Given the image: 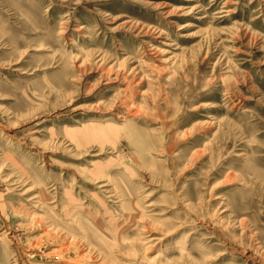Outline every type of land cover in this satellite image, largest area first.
Instances as JSON below:
<instances>
[{
	"label": "rangeland",
	"instance_id": "1",
	"mask_svg": "<svg viewBox=\"0 0 264 264\" xmlns=\"http://www.w3.org/2000/svg\"><path fill=\"white\" fill-rule=\"evenodd\" d=\"M0 264H264V0H0Z\"/></svg>",
	"mask_w": 264,
	"mask_h": 264
},
{
	"label": "bare ground",
	"instance_id": "2",
	"mask_svg": "<svg viewBox=\"0 0 264 264\" xmlns=\"http://www.w3.org/2000/svg\"><path fill=\"white\" fill-rule=\"evenodd\" d=\"M82 32V31H81ZM83 36V35H82ZM75 46V45H74Z\"/></svg>",
	"mask_w": 264,
	"mask_h": 264
}]
</instances>
